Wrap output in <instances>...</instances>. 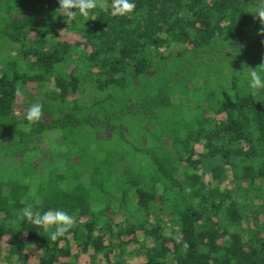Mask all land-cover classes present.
Wrapping results in <instances>:
<instances>
[{"label":"trees","instance_id":"16d2710c","mask_svg":"<svg viewBox=\"0 0 264 264\" xmlns=\"http://www.w3.org/2000/svg\"><path fill=\"white\" fill-rule=\"evenodd\" d=\"M131 2L0 0V264H264V0Z\"/></svg>","mask_w":264,"mask_h":264},{"label":"clouds","instance_id":"9594fccd","mask_svg":"<svg viewBox=\"0 0 264 264\" xmlns=\"http://www.w3.org/2000/svg\"><path fill=\"white\" fill-rule=\"evenodd\" d=\"M59 5L60 6L57 10H60L63 15L67 16L69 19L76 18L77 11L72 10L75 8L80 15L88 20L90 18L95 19L94 17H90L89 13L91 10L101 5V0H59ZM111 7L112 15L126 16L130 15L135 10L136 5L131 2V0H112ZM255 13L258 15L261 24H264V5L258 7ZM259 34L264 35V27L259 30ZM258 67L260 68V72H264V64H261ZM256 68H252V71L250 72V88L253 90V95H256L259 89H264V78L261 77L260 72H258ZM17 94H20V89H17ZM43 116V106L39 103H35L29 106L24 118L30 126L39 122ZM26 130H30V128ZM22 215L34 224L41 226L45 232H48L54 227L55 230L50 232V239L52 241H57L58 238L64 236L76 225L75 218L64 211L50 210L42 215L39 213L34 214L32 212L31 204L27 205L22 210Z\"/></svg>","mask_w":264,"mask_h":264},{"label":"rangeland","instance_id":"374dc122","mask_svg":"<svg viewBox=\"0 0 264 264\" xmlns=\"http://www.w3.org/2000/svg\"><path fill=\"white\" fill-rule=\"evenodd\" d=\"M255 50V49H253ZM256 51V50H255ZM255 54V53H254ZM253 54V55H254ZM203 96V91L202 90H196L195 93H193V100H189L191 104H195L197 102V98L201 99ZM186 101V100H183ZM38 144H40L42 146L43 149H45L46 147V143L44 141H40ZM46 158V156L44 157V159ZM14 164V160H12L11 158L5 157L3 158L1 167L4 168H9L10 166H12ZM121 165L118 164V167H120ZM131 260H137V258H132Z\"/></svg>","mask_w":264,"mask_h":264}]
</instances>
